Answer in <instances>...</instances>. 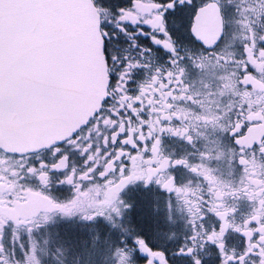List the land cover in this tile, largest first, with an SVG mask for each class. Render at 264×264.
<instances>
[{"label": "snow or ice", "instance_id": "snow-or-ice-1", "mask_svg": "<svg viewBox=\"0 0 264 264\" xmlns=\"http://www.w3.org/2000/svg\"><path fill=\"white\" fill-rule=\"evenodd\" d=\"M49 3L50 0H0V39L13 27H24L38 32L40 25L31 21L27 10L40 8ZM91 5L96 10L98 18L96 31L99 50L103 54L105 64L110 66L101 107L84 124L46 145L29 149L27 152H10L0 147V153H3V158H0V164L3 165L0 167V183L5 177L8 180L14 179L23 190L26 182H36L39 189L33 191H39L46 199L53 201L54 208L58 210L55 216L48 213L45 216V223L39 222L44 209L31 216L0 212V264H31L33 239L40 245L35 249L39 264H55L51 249L53 241L46 238L45 229L57 228L55 235L58 237L60 224L79 226L78 230L81 232L95 233L91 237L93 251L87 252V255L91 258L101 254L105 264H108L109 260L111 264H116L117 248L129 253L127 257H121V260L126 259L128 264H135L136 261H144L145 264H207L208 258L212 255V252L205 251L209 246L216 254L215 264H264V232L258 227L264 223V217L259 221L247 220L246 227L254 229L250 236L235 229L242 237L239 248L235 245L227 246V241L221 246L209 235L210 232L220 231V217L215 212L202 209L204 214L200 216L199 222L194 225L189 222L192 230L181 237L178 245L170 250L174 243V233L165 239L160 232L153 234L143 229L136 231L134 215L136 204L131 197L126 198V193L130 190L147 192L155 188L156 191L172 197L174 192L161 185L156 178L159 173L156 176L149 175L135 180L124 179L131 172L128 164L135 159L133 153L143 149L142 155L150 157L152 153L145 145L157 140L155 132L145 133L149 124L144 118L149 115L160 117V113H149L153 105L144 102V95L147 94L141 95L138 77L143 78L144 73L149 78L158 77L157 84L166 85L174 94L179 93L181 86L188 83L186 77L189 75V69L197 75L206 71L197 62V57L220 47L225 38L224 28L228 26L222 24L219 36L209 44L197 35L194 21L209 7H215L220 11L223 21V14L228 10L238 14L237 5L233 0H224L222 5L220 0H201L199 4L197 0H107V2L91 0ZM49 41L64 73L67 76L76 75L78 72L76 58L80 50L78 41L71 38L63 39L55 34H49ZM120 41L124 42L123 47ZM193 45L199 47L195 48ZM230 47H239L242 51L233 52L231 60L220 59V63L234 66L238 90L250 91L253 85L246 82L244 76L249 71L255 73L257 77L264 74L257 72L252 61L248 59L249 48L252 57L264 61V35L257 37L253 34L251 38L246 35L242 42L234 43ZM222 51L221 49V53ZM3 76L0 64V82ZM19 87L23 92L39 98L42 103L57 102L63 99L65 94L61 81L55 77L22 82ZM132 93L136 95L131 96ZM153 95L158 96L157 93ZM228 96L232 97V104L227 110L221 142L224 138L231 142L230 165L239 164L243 170L247 158H258L264 164V133L247 145L240 140L251 130L252 125L264 123V102L250 105L247 100L241 101L239 91L235 94L228 93ZM120 97H129L131 103L125 101L121 106ZM173 98L174 96L170 95L168 101L171 102ZM221 99L224 97L221 96ZM179 102L184 103V99L181 98ZM187 102L192 103L191 100ZM172 110L170 108L169 112ZM257 110L260 111V116L249 118V111ZM29 111L30 108L18 97L6 94L0 83V121L6 120L13 113L22 117ZM104 111H107L109 116L107 118L101 116L100 120H96ZM216 111L219 113L220 109L217 108ZM107 119L113 121L111 127H108ZM178 119L176 116L160 117L162 133L166 130L163 128L164 125ZM220 119L223 120L224 117L221 116ZM132 121L139 125V131L130 128ZM90 124H95L97 131L89 130L83 133L82 129H87ZM191 132L192 129H188L184 134L176 132L172 134L189 148L194 144H200L203 149V138L193 139ZM162 133L158 137L161 145ZM166 154L169 156V169L188 170L184 160L190 159V156L185 154V157H180L175 150ZM9 156L17 158L14 171L8 167L9 161L6 158ZM242 157L245 159H241ZM149 163L151 167H156V161L151 160ZM53 176L59 178L53 180ZM41 178L44 179L43 183H40ZM172 180L176 183L174 173ZM96 184H101L105 191L115 188V199L107 207L75 206L74 201L87 193L90 186ZM62 190H69L70 197L61 201L49 195L53 191ZM93 195L96 201L104 200L100 192ZM24 199L21 196V200ZM154 201L151 211L154 216H158L161 213L159 197H154ZM5 205L7 208L13 207L11 192L0 193V206ZM164 205L166 219L171 222L172 200L166 199ZM209 214L215 217V223L205 225L204 221L208 219ZM232 215H235V211ZM100 224L107 229L103 241L101 231L94 227ZM224 235L226 236L227 232ZM113 236L117 238V243L110 242ZM100 245H103L102 249L98 247ZM44 247L48 250L43 251Z\"/></svg>", "mask_w": 264, "mask_h": 264}, {"label": "flooded vegetation", "instance_id": "flooded-vegetation-1", "mask_svg": "<svg viewBox=\"0 0 264 264\" xmlns=\"http://www.w3.org/2000/svg\"><path fill=\"white\" fill-rule=\"evenodd\" d=\"M200 2L201 0H197L198 4ZM223 2L224 0H220L221 5ZM233 3L237 5L238 14L228 10L226 14H223V21L221 20L222 13L215 7L206 8L200 14L199 19L194 21L197 35L209 44L213 43L219 36L222 24L228 26L224 28L225 38L221 46L197 57V62L206 71L197 75L189 69V75L186 77L188 83L181 86L179 93L174 94L162 83L157 84L158 77L149 78L146 73L142 74L143 78L138 77L141 95L147 94L144 95V102L153 105L149 109V113L158 112L160 117L171 118L176 116L179 119L164 125L163 128L166 130L162 133V126L159 123L160 117L149 115L144 118L149 124L145 133L155 132L157 140L145 145L152 153L150 157L142 155L143 149L133 153L135 159L128 164L131 172L124 179L126 181L135 180L146 178L149 175L156 176L159 173L156 178L162 186L173 191L174 196L168 197L153 188L147 192L130 190L126 193V198L131 197L136 204L134 215L137 232L141 229L153 234L160 232L165 239L167 236L175 234L174 243L170 246V250L178 245L181 237L192 230L189 227V222L193 225L199 222L200 216L204 214L202 209L215 212L220 217V231L210 232L209 235L216 244L221 246H224L225 241H227V246L235 245L239 248L242 237L237 234L235 229L244 231L250 236L254 229L246 227L247 220L256 219L259 221L264 217V164L258 158L245 159L242 157L241 159H245L243 170L239 164L230 165L232 149L229 145L231 142L228 138H224L221 142L222 129L226 126L224 121L227 120V110L232 104V97L228 96V93L235 94L239 91L241 101L247 100L250 105L264 102V75L257 77L255 73L249 71L244 76V80L253 85L252 90H238L236 88V74L233 72L234 66L220 63V59L231 60L233 52L242 51L239 47L232 48L230 45L242 42L246 35L249 38L253 34L257 37L264 35V0H233ZM225 41H227L226 44ZM120 43L123 47L124 42L120 41ZM193 47L198 48L199 46L193 45ZM221 49L223 50L222 53ZM248 59L252 61L257 72L264 74V61L252 57L250 48ZM106 66L108 81L110 66L107 64ZM153 93H157L158 96H154ZM135 95L136 93L131 94V96ZM170 95L174 96L171 102L168 101ZM221 96L224 97L223 100ZM181 98L184 99V103L179 102ZM120 100L121 106L125 101L131 103L129 97H120ZM189 100L192 103H188ZM100 107L101 103L97 109ZM170 108L173 109L171 112H169ZM217 108L220 109L219 113L216 111ZM96 110L86 121L93 116ZM101 116L107 118L109 113L107 111L102 112L100 116L96 117V120H100ZM221 116L224 117L223 120L220 119ZM248 116L249 118H257L260 116V111H249ZM106 123L108 127H111L113 121L107 119ZM130 128L139 131V125L136 124V121H132ZM188 129H192L191 136L193 139L203 138V149H201L200 144H194L192 148H189L183 141L178 140L176 135L172 134L173 132L184 134L187 133ZM89 130L96 132L95 124H90L87 129H82V132L87 133ZM161 133L163 134L162 145L158 139ZM262 133H264V123L252 125L251 130L240 138L241 143L250 144L254 139H258ZM129 139H131L130 136ZM0 147L10 152H20L9 149L1 142ZM172 150H175L180 157H185V154L191 157L184 160L188 170L184 168L169 169V156L166 152ZM0 158H3V153H0ZM6 159L9 161V169L14 171L17 158L9 156ZM151 160L156 161L155 168L151 167L149 163ZM0 167L3 165L0 164ZM173 173L177 178L176 183H173L172 180ZM116 175L119 176V173ZM58 178L53 176V180ZM115 178L112 177V179ZM43 182L44 179L41 178L40 183ZM38 189L39 185L30 181L26 182L23 190H21L16 180H8L5 177L4 181L0 183V193L11 192L13 194V207L0 206V212L31 216L44 209V214H42L39 222L45 223V216L48 213L55 216L58 210L54 208L53 201L46 199L39 191H33ZM96 192L103 194L104 200L102 202L95 200L93 194ZM49 195L63 201L70 197L71 193L69 190H62L53 191ZM21 196L25 199L21 200ZM115 196V188L105 191L101 184H96L90 186L88 192L74 201V204L77 207H107L115 199ZM154 197H159L161 213L158 216H154L151 211L155 203ZM166 199L172 200L171 222L166 219L167 214L164 211ZM205 200L207 201L206 204L204 203ZM234 211L235 215L233 216ZM204 223L205 225H212L215 223V217L209 214ZM94 227L101 231V240L103 241L107 229L102 224ZM258 227L261 232H264V223L259 224ZM78 228L79 226L60 224L58 237L55 235L57 228L45 229L46 238L53 241L51 249L55 257V264H105L101 254H96L91 258L87 255V252L93 251L91 237L95 233L81 232ZM229 229L233 230L229 231ZM225 232H227L226 236L224 235ZM48 234L51 235L48 236ZM110 242L117 243V238L111 237ZM32 243L31 264H39L35 249L40 245L36 243L35 239ZM98 247L102 249L103 245ZM42 250L47 251L48 249L44 247ZM205 251L212 252L207 264H215L216 254L212 251L211 246ZM115 255L117 257L116 264H128V261L126 259L121 260V257H127L129 253L117 248ZM108 264H111L110 260ZM135 264H145V262L136 261Z\"/></svg>", "mask_w": 264, "mask_h": 264}, {"label": "water", "instance_id": "water-1", "mask_svg": "<svg viewBox=\"0 0 264 264\" xmlns=\"http://www.w3.org/2000/svg\"><path fill=\"white\" fill-rule=\"evenodd\" d=\"M38 32L13 27L0 39V64L6 94L18 97L30 108L27 115H9L0 121V142L14 151H28L68 135L99 107L107 86V66L99 50L97 15L91 0H50L40 8L27 10ZM49 34L76 39L78 72L64 73L52 51ZM55 77L61 81L64 97L42 103L23 92L22 82Z\"/></svg>", "mask_w": 264, "mask_h": 264}]
</instances>
